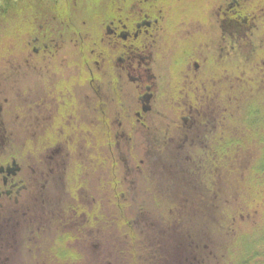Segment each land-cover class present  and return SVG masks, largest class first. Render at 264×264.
I'll return each instance as SVG.
<instances>
[{
  "label": "flooded vegetation",
  "instance_id": "flooded-vegetation-1",
  "mask_svg": "<svg viewBox=\"0 0 264 264\" xmlns=\"http://www.w3.org/2000/svg\"><path fill=\"white\" fill-rule=\"evenodd\" d=\"M6 2L0 18L9 27V42L16 45L3 56L8 71L6 84L0 85V225L4 224L0 227V264H11L6 229L11 215L7 211L11 206L28 209L30 200L40 209L42 222L55 226L47 232L38 230L36 245L29 251L31 260L43 262L41 252L50 248L46 253L54 254L56 264L75 261L77 234L90 237V232L76 229L74 217L67 215L70 211L59 212L55 206L68 200L73 205L77 200L90 202L86 180L91 174L84 171V163L91 153V120H99L100 153L97 148L94 152L103 161V129L105 135L111 131L103 120H135L134 126L146 127L145 120H152L159 100L160 106L189 110L190 115L180 118L184 126L197 117L219 120L221 103L239 104L248 93L259 95L264 107V0ZM172 43L181 44L179 57L167 62L165 73L155 74L151 68L155 52L164 49L167 58ZM237 47L239 51L249 48L245 59L259 60L257 86L234 84ZM76 51L82 60L79 77L87 90L82 95L75 86ZM246 73L247 69L242 74ZM163 78L167 85L158 93L157 80ZM6 120H20L19 153L9 141L12 133ZM76 180L83 186L78 192ZM31 189L39 196L28 195ZM111 199L119 205L138 198L123 194ZM143 199L158 204L172 200ZM139 220L126 225L132 227ZM66 253L67 258L61 259ZM180 254L166 255L162 264H187Z\"/></svg>",
  "mask_w": 264,
  "mask_h": 264
},
{
  "label": "rangeland",
  "instance_id": "rangeland-1",
  "mask_svg": "<svg viewBox=\"0 0 264 264\" xmlns=\"http://www.w3.org/2000/svg\"><path fill=\"white\" fill-rule=\"evenodd\" d=\"M6 3L0 2L1 13L7 9ZM8 29L1 17L0 85L6 84L8 71L3 56L11 48L14 50L16 45L9 42ZM245 49L249 48L239 51L237 47L236 50L234 84L257 86L259 60L254 57L245 59ZM180 51L181 44L172 43L166 58V50L158 49L151 66L155 74L165 73L169 65L167 62L176 60ZM80 58L76 51L74 67L78 95L87 91L83 87V79L79 77H82ZM92 68L95 69L93 63ZM246 69V75L242 74ZM157 81L160 93L167 83L164 78L163 81ZM224 96L229 101L225 93ZM232 101L237 102V99L233 98ZM239 101V104H229L228 107L221 103L217 117L219 120H198L197 117L189 120L186 126L180 118L190 115L189 110L160 106L161 100L150 115L152 120H145L146 127L134 126L135 120H103L111 130L105 135L103 129V161L101 154L99 157L94 152L97 148V153H100L99 120H91L88 136L91 153L86 154L84 163V171L91 174L86 180L90 202L77 200L73 205L68 200L65 202L67 204L55 206L59 212L62 209L70 211L67 215L74 217L76 229L90 232V237L88 234H77L76 259L70 264H162L166 262V255H178L181 252L185 254L186 257L180 255L187 264H264V196L254 194L251 190L253 180L248 177L255 164L257 167L254 168L257 169L259 161L263 159L260 157L256 162L259 152H254V147L247 146V142L256 148L262 146H256L257 139H252V142L251 139H240L242 117H246L247 124L251 120L261 123L264 120V107L260 103L261 97L254 96V93H248L245 101L244 98ZM251 110L257 113L251 116ZM76 111H80L78 106ZM225 120L231 121L226 124ZM5 122L8 132L12 133L9 141L19 153L23 141L20 120ZM117 135L119 138H116ZM232 137L238 149L233 147L231 154L228 152L226 155L228 159L219 160L218 142L222 138ZM238 142L243 144L242 148L238 147ZM148 150L155 152L147 153ZM248 156L251 159L245 166L247 162L244 161ZM210 157L226 167L222 171L217 167L214 169L215 175L219 171L218 174L225 173L226 177L217 179L213 189L208 182L202 183L204 166ZM230 160L234 163H230ZM191 171L200 177V181H195L189 175ZM78 183L76 180V192L83 187ZM242 185L245 188L243 194L240 192ZM261 187L264 189V183ZM263 189L260 188V191ZM123 194L127 198L138 199L119 205L111 199ZM28 195L33 198L39 196L32 189ZM151 196L170 197L171 204L149 203L143 199ZM103 198L107 200L105 203ZM31 202H27L28 209L11 206L7 211L11 215V221L6 226L9 245L12 247L11 264H56L52 257L54 254L46 253L50 248H44L41 252L43 262L35 257L33 260L30 258V247L36 245L34 236L38 230L46 229L47 232L55 227L50 222H42L43 215L36 201L33 200L35 204ZM70 206L75 209L71 210ZM47 212L52 211L49 208ZM136 218L140 219L137 225H126V222L135 221ZM3 225L1 221L0 227ZM49 243L52 244V239ZM65 258L67 253L61 255V259Z\"/></svg>",
  "mask_w": 264,
  "mask_h": 264
},
{
  "label": "trees",
  "instance_id": "trees-1",
  "mask_svg": "<svg viewBox=\"0 0 264 264\" xmlns=\"http://www.w3.org/2000/svg\"><path fill=\"white\" fill-rule=\"evenodd\" d=\"M249 106H251V105H249ZM251 111H252L251 116L257 113V112H253V110H251ZM242 119L243 120H241V121L243 123V125H242L243 131L240 132V139H242V138L243 139H251L250 140L251 142H252V139H257L258 143H256L257 144L256 146H258V147L262 146L261 148H256L255 146H252L249 142H247V146L254 147V152H257V153L259 152V156H258L256 162L259 160L260 157L263 159V161H261V160L259 161L260 165L258 166L257 169L254 168V167H257V165L255 164V166L253 167V170H251V172H249L250 176H248V177H251V179L253 180V182L251 183L252 184L251 190L256 195L264 196V193H263L264 189L261 187V185L264 183V137H263V135H264V120H262L261 123H259L258 120H251V122L249 124H247L246 120H245L246 117L243 116ZM225 121L227 124L231 120H225ZM240 142H242V141H240ZM259 142H260V144H259ZM236 144L237 143H235V139L233 137L232 138H222L220 140V142H218V146H217L218 147L217 152H219V160L221 158H227L228 159L229 156H226V155L228 154V152L231 154V151L233 150V147H236ZM238 145H239L238 147H240V148H242V146H243V144H241L239 142H238ZM250 156H253V155H250ZM250 156L246 157V161H244V163L245 162H247V163L245 166H247L249 164L248 160L251 159V158H249ZM210 158L211 159L209 160V162L207 164H205V166H204V176H203L202 183L205 184L208 182V184H210V186L213 189V184H215L217 179L220 180L221 178L226 177L224 175L225 173L220 172V174H218L219 171L218 172L216 171L217 175H215L214 169H216V167H217L219 170L222 171L226 167L222 166V164L220 163L219 160L215 162V158H212V157H210ZM231 159H232V156H231ZM252 159H254V157ZM229 162L234 163L232 160H230ZM227 165H229V164H227ZM227 171H229V170H227ZM189 175L193 176L195 181H200V177H197V174L194 171L189 172ZM154 176L158 180V177L155 174H154ZM247 183H249V182H247ZM260 188L263 189V191H260ZM240 192H241V194H243L245 192V188H243V185H242V188H240Z\"/></svg>",
  "mask_w": 264,
  "mask_h": 264
},
{
  "label": "water",
  "instance_id": "water-1",
  "mask_svg": "<svg viewBox=\"0 0 264 264\" xmlns=\"http://www.w3.org/2000/svg\"><path fill=\"white\" fill-rule=\"evenodd\" d=\"M7 0H0V2H6Z\"/></svg>",
  "mask_w": 264,
  "mask_h": 264
}]
</instances>
